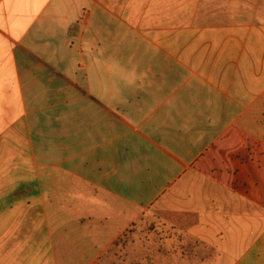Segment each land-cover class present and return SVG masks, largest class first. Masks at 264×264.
Segmentation results:
<instances>
[{
    "label": "crops",
    "instance_id": "0c3cea01",
    "mask_svg": "<svg viewBox=\"0 0 264 264\" xmlns=\"http://www.w3.org/2000/svg\"><path fill=\"white\" fill-rule=\"evenodd\" d=\"M225 232L264 264V0H0V264Z\"/></svg>",
    "mask_w": 264,
    "mask_h": 264
},
{
    "label": "rangeland",
    "instance_id": "374dc122",
    "mask_svg": "<svg viewBox=\"0 0 264 264\" xmlns=\"http://www.w3.org/2000/svg\"><path fill=\"white\" fill-rule=\"evenodd\" d=\"M233 210L227 209L224 212L229 213ZM223 221V218L220 217ZM237 219H235L236 221ZM237 224V223H236ZM207 236H215V233L210 232L205 234ZM258 233H246L241 234L238 232H225L223 235L224 242H216L213 248H195L193 246L180 247L179 243H173L176 248L174 253L167 254L166 258H170L169 264H193L191 260H188L186 263L182 262L181 258L183 255L186 257H194L193 255L198 254L204 256V262L199 261L197 264H234L236 260L244 254V252L252 245V243L258 237ZM179 242V241H177ZM156 247H151L150 250H153V259L154 263L151 261H144L145 254L138 253L140 249L136 248L137 254L135 252H125L123 255H120V258H116V250L111 251V258L107 261L108 264H158L156 259L159 256L158 253V244ZM149 250V249H148Z\"/></svg>",
    "mask_w": 264,
    "mask_h": 264
}]
</instances>
